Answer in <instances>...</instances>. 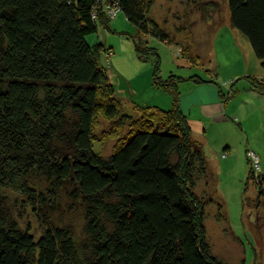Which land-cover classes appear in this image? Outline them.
Masks as SVG:
<instances>
[{"label":"trees","instance_id":"trees-1","mask_svg":"<svg viewBox=\"0 0 264 264\" xmlns=\"http://www.w3.org/2000/svg\"><path fill=\"white\" fill-rule=\"evenodd\" d=\"M154 2L0 0V264H227L207 239L209 200L195 188L208 179V163L174 76L157 78L173 95L172 109L136 104L128 111L104 64L103 52H112L86 38L124 11L141 32L169 42L172 31L151 16ZM193 2L205 20L219 9L216 0ZM227 2L231 27L264 69V0ZM248 79L264 94V77ZM101 120L111 125L98 136ZM110 139L115 144L104 157L95 143ZM258 172L250 176L264 203ZM36 179L47 187L40 190ZM66 183L85 215L83 240L51 220L36 233L2 201L15 191L42 218Z\"/></svg>","mask_w":264,"mask_h":264},{"label":"rangeland","instance_id":"rangeland-1","mask_svg":"<svg viewBox=\"0 0 264 264\" xmlns=\"http://www.w3.org/2000/svg\"><path fill=\"white\" fill-rule=\"evenodd\" d=\"M193 1L155 0L151 16L172 31L169 42L141 32L124 11L106 25L99 22V30L86 38L91 46L102 45L112 52L110 56L103 52L104 64L128 111L136 104L172 109L173 95L157 78L166 83L174 76L181 92L180 106L206 85V96H196L185 114L192 138L203 145L208 163V179H200L195 188L200 197L209 200L204 207L207 239L213 253L227 264H264V203L258 199L257 181L250 176L252 168L257 169L254 154L261 158V169L255 175L264 174V97L250 93L251 82L242 74L246 69L262 76L264 69L248 39L230 23L226 25L228 0H216L219 9L209 12L206 20ZM185 26L191 32L177 31ZM110 125L101 120L98 136ZM114 144V139L99 141L95 149L108 157ZM33 184L40 190L48 185L37 179ZM71 188L64 184L58 203L41 211L42 218L15 191L4 192L10 197H2V201L24 227L30 223L36 233L42 231L41 222L51 220L69 226L83 240L85 215L80 204L69 197Z\"/></svg>","mask_w":264,"mask_h":264},{"label":"crops","instance_id":"crops-1","mask_svg":"<svg viewBox=\"0 0 264 264\" xmlns=\"http://www.w3.org/2000/svg\"><path fill=\"white\" fill-rule=\"evenodd\" d=\"M228 21V22H227ZM227 21H226V25H228L229 23H230V14H229V16H228V18H227ZM213 25V24H212ZM222 26H225V25H222ZM234 32H235V30H234ZM236 33V32H235ZM262 66V65H261ZM241 74V73H240ZM242 74H245V75H247V76H255V77H259V78H262V77H264V74L261 76V75H259V76H257V75H253V74H251L250 72H248L246 69L244 70H242ZM206 86V85H205ZM205 86H201V89L199 88V90H197V92L195 93V94H193V97L191 98V99H189V100H186V101H184V102H182V105L180 106L181 108H182V111H183V113L185 114V112H187L188 111V109H189V107L193 104V101L194 100H196L197 98H196V96H202V97H204V96H206V93H207V87H205ZM248 91H250V88H248L247 89ZM251 94H253L254 96H256V97H264V94L263 93H261V92H259V91H257L256 89H254V88H252L251 89V92H250ZM261 95V96H260ZM201 97V98H202ZM180 100H181V97H180ZM195 104H197V103H195ZM186 115V114H185ZM197 120H199L197 117L196 118H194V121L195 122H197ZM191 124H192V122H191ZM260 160H261V158H260Z\"/></svg>","mask_w":264,"mask_h":264},{"label":"built area","instance_id":"built-area-1","mask_svg":"<svg viewBox=\"0 0 264 264\" xmlns=\"http://www.w3.org/2000/svg\"><path fill=\"white\" fill-rule=\"evenodd\" d=\"M120 8L118 7V4L113 5L112 7L109 6V14L111 16H115L118 12H119ZM253 161H254V165L256 166V170L257 172L260 171V163H259V157L257 155H253Z\"/></svg>","mask_w":264,"mask_h":264},{"label":"bare ground","instance_id":"bare-ground-1","mask_svg":"<svg viewBox=\"0 0 264 264\" xmlns=\"http://www.w3.org/2000/svg\"><path fill=\"white\" fill-rule=\"evenodd\" d=\"M109 14V13H108ZM110 15V14H109ZM111 16V15H110Z\"/></svg>","mask_w":264,"mask_h":264}]
</instances>
